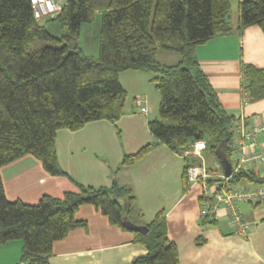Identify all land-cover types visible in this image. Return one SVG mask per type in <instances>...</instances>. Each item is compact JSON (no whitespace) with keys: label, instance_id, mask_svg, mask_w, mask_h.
I'll return each mask as SVG.
<instances>
[{"label":"trees","instance_id":"1","mask_svg":"<svg viewBox=\"0 0 264 264\" xmlns=\"http://www.w3.org/2000/svg\"><path fill=\"white\" fill-rule=\"evenodd\" d=\"M101 16L98 53L92 58L79 45L80 28ZM229 0H65L61 12L43 19L59 25L52 35L33 18L30 0H0V169L24 156L39 161L50 176L67 177L57 162L59 130H80L90 122L114 123L123 114L126 92L118 81L124 71L152 74L159 94L158 117L148 123L151 135L183 159L185 171L197 165L190 152L196 141L212 158L209 171L221 166L216 151L224 144L229 156L233 115L218 101L195 57L197 46L230 34ZM237 29L256 26L264 33V0H240ZM53 44L34 49L35 41ZM158 50L177 54L173 65L160 64ZM241 92L247 101L264 96V69L242 67ZM153 144L124 155L122 166L140 160ZM217 166V167H216ZM70 179V178H69ZM232 181L264 183V176L240 170ZM74 192L60 198L44 195L33 205L9 201L0 179V245L22 243L19 264H48L54 242L86 222L75 218L82 206H93L111 226L126 231L122 219L141 226L134 215L135 197L115 181L109 187L83 186L71 179ZM251 205V204H250ZM146 234L129 232L145 254L130 264H179L167 238L163 213L145 225Z\"/></svg>","mask_w":264,"mask_h":264},{"label":"crops","instance_id":"2","mask_svg":"<svg viewBox=\"0 0 264 264\" xmlns=\"http://www.w3.org/2000/svg\"><path fill=\"white\" fill-rule=\"evenodd\" d=\"M235 17L230 23L233 31L197 46L195 57L227 114L241 112L250 121L261 123L264 96L242 104L241 80L244 65L264 69V33L256 26L237 29V14ZM85 29L90 32L91 49L86 51L80 39L79 45L85 55L95 58L97 26ZM156 58L163 65L176 64L179 59L177 54L161 50ZM152 77L143 71L118 75L127 100L124 114L114 123L96 121L78 131L57 132V162L70 179L50 176L39 161L24 156L0 169L5 197L33 205L44 195L60 198L74 192L71 179L90 187H109L115 181L131 190L137 212L134 217L141 226L163 213L167 238L177 249L179 264H264V204L239 205L247 223L246 233L239 234L222 212L214 221L200 218L199 184L187 181L183 191V159L157 142L148 128V123L158 117L159 94ZM139 97L145 100V114L133 103ZM146 144H153L146 155L133 165H121L124 155ZM259 173L264 176V168ZM75 218L85 221L86 228L74 229L54 242L48 264H130L145 254L142 245L131 242L129 232L111 226L93 206L80 207ZM21 246L18 240L0 245V264H19Z\"/></svg>","mask_w":264,"mask_h":264},{"label":"built area","instance_id":"3","mask_svg":"<svg viewBox=\"0 0 264 264\" xmlns=\"http://www.w3.org/2000/svg\"><path fill=\"white\" fill-rule=\"evenodd\" d=\"M65 0H30L33 18L41 21L58 15ZM242 104H246L247 96L242 94ZM133 103L146 113L143 97L135 98ZM264 122L254 123L244 114L233 115L232 140L229 143L231 173L224 176L222 169L209 171L204 164L202 153L205 150L203 141H196L190 152L193 159L200 160L197 165L186 168L185 177L190 184H199V216L202 220L214 221L222 212L234 232L245 234L247 223L241 217L240 204H264V183L249 185L233 182L232 175L240 170H251L255 174L264 168ZM217 167V166H216Z\"/></svg>","mask_w":264,"mask_h":264},{"label":"rangeland","instance_id":"4","mask_svg":"<svg viewBox=\"0 0 264 264\" xmlns=\"http://www.w3.org/2000/svg\"><path fill=\"white\" fill-rule=\"evenodd\" d=\"M230 2V13H229V21L230 23L233 22L234 19H236L235 15L237 14V4H238V0H229ZM100 21H101V16L99 13H96L93 21L91 23H88V24H84L82 26V29H81V34L79 36V39L84 47V49L86 51H90L91 49V43H90V32L87 33L85 30V28L88 26L89 28L91 29H95V25L97 26V35H99V28H100ZM41 24L45 25V27L47 29L50 30V32L52 33L53 36L59 38L61 36V29L59 27V25L55 22H52V21H46V20H42L41 21ZM98 39V38H97ZM53 44L51 43H46V42H42V41H35L34 44H33V48L34 49H39V48H42L44 46H52ZM97 46H98V41H97ZM97 57V56H96ZM95 57V58H96ZM205 161H206V165L207 167H210L211 164H212V158L211 156L208 154H206L205 156Z\"/></svg>","mask_w":264,"mask_h":264},{"label":"water","instance_id":"5","mask_svg":"<svg viewBox=\"0 0 264 264\" xmlns=\"http://www.w3.org/2000/svg\"><path fill=\"white\" fill-rule=\"evenodd\" d=\"M224 144L220 145L219 148L216 151V157L219 160L222 172L224 176L228 177L231 173V168H230V162L225 155L224 151ZM121 226L127 231V232H137L140 234H146L147 233V227L146 226H138L133 223H131L129 220L126 218L122 219L121 221Z\"/></svg>","mask_w":264,"mask_h":264}]
</instances>
